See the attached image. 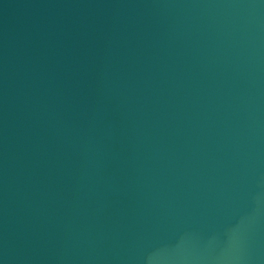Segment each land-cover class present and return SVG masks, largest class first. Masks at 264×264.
Masks as SVG:
<instances>
[{
	"label": "water",
	"instance_id": "95a60500",
	"mask_svg": "<svg viewBox=\"0 0 264 264\" xmlns=\"http://www.w3.org/2000/svg\"><path fill=\"white\" fill-rule=\"evenodd\" d=\"M0 264H264V0H0Z\"/></svg>",
	"mask_w": 264,
	"mask_h": 264
}]
</instances>
